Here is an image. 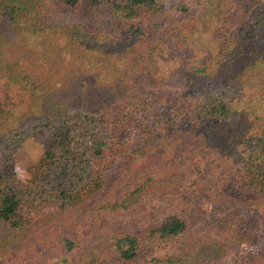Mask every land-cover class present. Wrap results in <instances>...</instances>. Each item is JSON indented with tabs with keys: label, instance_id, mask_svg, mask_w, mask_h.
I'll return each instance as SVG.
<instances>
[{
	"label": "trees",
	"instance_id": "1",
	"mask_svg": "<svg viewBox=\"0 0 264 264\" xmlns=\"http://www.w3.org/2000/svg\"><path fill=\"white\" fill-rule=\"evenodd\" d=\"M165 7L160 0H0V260L28 256L31 237L47 240L44 229L168 190L180 161L204 147L230 161L227 189L243 203L264 205V46L253 59L221 65L211 80L201 78L203 67L195 73L191 85L211 87L210 97L171 90L154 76L164 42H186L185 29L201 15L190 18L177 7L159 19ZM217 8L218 17L206 15L212 27L237 11L231 0H219ZM245 14L252 37L264 24V0ZM250 64L261 79L249 76ZM44 66L56 73L39 77ZM227 82L236 87L230 94ZM240 118L256 121V130L242 142L227 141L224 125ZM35 133L44 148L30 190L4 167ZM221 192L208 194L215 202ZM223 219L155 264H264V249L239 250L264 230L249 228L241 213ZM189 229L182 214L169 215L133 235L116 232L111 254L130 264L147 244L174 241ZM63 242L70 252L74 243Z\"/></svg>",
	"mask_w": 264,
	"mask_h": 264
},
{
	"label": "rangeland",
	"instance_id": "2",
	"mask_svg": "<svg viewBox=\"0 0 264 264\" xmlns=\"http://www.w3.org/2000/svg\"><path fill=\"white\" fill-rule=\"evenodd\" d=\"M165 4L166 11L160 19L171 17L177 7H185L189 17L201 15L199 20L188 24L184 31L186 42L180 39L174 43L164 42L161 57L155 70V79L163 81L169 89L183 90L193 95L209 96V86L191 85L192 76L203 67V80H211L221 66H233L241 61L259 56L264 46V24L258 25L254 36L247 33V25L251 23L246 16L247 8L261 3L263 0H231L235 4V14L224 24L212 27L206 15L218 17L219 0H160ZM234 8V9H235ZM224 12V11H223ZM240 52L241 56L236 57ZM253 63V62H252ZM250 77L261 79L259 68L250 64ZM55 69L46 66L40 68L38 75L46 79ZM252 74V75H251ZM254 75V76H253ZM59 74L53 79H58ZM208 85L213 84L212 81ZM160 88V87H159ZM236 87L226 83L224 93ZM162 89V88H160ZM156 89L155 93H161ZM3 89L0 88V97ZM264 107V104H263ZM254 118V117H253ZM258 123L249 122L247 118L226 122L223 133L227 141L241 142L247 135L256 130ZM44 148L41 134H32L5 164L7 174L15 175L28 189L35 188L33 181L37 179V165ZM224 156V155H222ZM230 161L219 156L213 148H201L182 159L174 172L167 178H172L168 190L154 189L142 197L138 204L127 209H119L102 216L90 214L86 220L77 219L66 222L57 231L42 230V235H48L47 240L38 241L30 238L34 249L28 251V256H11L0 260V264H124L111 254L116 240V232L130 235L156 226L169 215L182 214L190 220V229L186 234L168 243H149L141 249L138 260L130 264H155L153 259L176 254L186 245L200 239L213 227L227 222L223 218L231 213H241L249 228L264 230V205L243 203L233 190L226 188L227 173ZM166 178V179H167ZM226 189V192L222 188ZM222 191L221 201H213L208 191ZM64 239L74 244L70 252L64 249ZM119 239V237H118ZM264 249V234H258L256 243L241 244V252L257 253Z\"/></svg>",
	"mask_w": 264,
	"mask_h": 264
}]
</instances>
